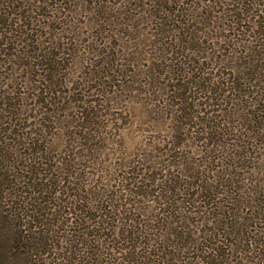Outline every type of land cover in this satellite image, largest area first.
<instances>
[{
	"label": "trees",
	"instance_id": "1",
	"mask_svg": "<svg viewBox=\"0 0 264 264\" xmlns=\"http://www.w3.org/2000/svg\"><path fill=\"white\" fill-rule=\"evenodd\" d=\"M195 1L0 0V264H264V0Z\"/></svg>",
	"mask_w": 264,
	"mask_h": 264
},
{
	"label": "rangeland",
	"instance_id": "2",
	"mask_svg": "<svg viewBox=\"0 0 264 264\" xmlns=\"http://www.w3.org/2000/svg\"><path fill=\"white\" fill-rule=\"evenodd\" d=\"M217 1H221L224 4H226V0H217ZM196 3H204L206 5H212L214 6L215 4L213 2H215V0H211V2L209 0H202L200 2V0L195 1ZM200 6L204 7L205 6L203 4H201ZM200 6H196L200 7ZM206 12V11H204ZM208 19V16H206L204 19H199L198 23L194 22V23H189L188 27H189V33H196L200 36H205L206 33L210 32V30H215L214 32H212L211 34H216V31H218V29L224 27L225 25H227L229 22L227 20H206ZM148 24V25H147ZM154 23H149L147 22V20L145 21H141L140 22V29L141 30H145V34L150 33L151 29L149 27V25H153ZM86 30V29H85ZM89 30L91 32L92 35V30L91 27H89ZM175 32H172V34H174ZM125 94V92L123 93ZM123 118H121V122L123 123V121H132V123H134L133 126H130V128L126 129L123 131L122 133V138L120 139V144H116L114 146H112V150L110 153H112L110 155L111 159H112V163L117 160V158L119 157L118 154L119 153H126V148L128 147V151L129 154L131 155H135L138 152L137 148L139 146V144L141 142H146L149 140H154V139H163L166 136H168V131L166 130V126L163 123H148L146 119L147 117H144L141 115L139 110H133V112L129 115H127L126 113H124V115L122 116ZM131 123V124H132ZM191 141H189L190 143ZM192 144V143H191ZM126 146V147H125ZM182 146V145H181ZM166 145L163 142H160V147H159V152L163 153L164 149H165ZM179 152H181L182 150L179 149ZM141 152V150L139 151V153ZM140 158V157H139Z\"/></svg>",
	"mask_w": 264,
	"mask_h": 264
}]
</instances>
